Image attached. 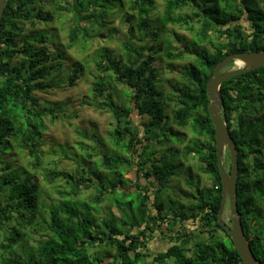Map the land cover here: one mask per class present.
Listing matches in <instances>:
<instances>
[{
  "label": "trees",
  "instance_id": "1",
  "mask_svg": "<svg viewBox=\"0 0 264 264\" xmlns=\"http://www.w3.org/2000/svg\"><path fill=\"white\" fill-rule=\"evenodd\" d=\"M63 1L60 8L76 22L72 45L80 37L91 40L95 30L88 25L104 28L102 20L113 11L109 0ZM159 1L164 11L152 26L149 19ZM54 5L50 0H6L0 20V264H243L218 221L222 181L207 85L226 56L264 51V0H130L132 15L123 17V60L106 50L97 53L98 76L91 100H84L115 121L111 151L96 141L93 152L76 160L74 171L45 169L41 160L47 119L55 122L64 110L42 105L36 93L61 86L56 81L64 70V54L53 53L45 35H23L25 23L50 22L53 16L46 8ZM169 26L194 33L193 44L173 46ZM161 56L170 61L195 57L168 99L158 89L162 80L154 66ZM84 73L85 65L73 64L67 86L77 87ZM220 94L222 117L238 150V211L254 256L264 264V67L225 81ZM166 101L173 107L174 126L191 129V139L169 125ZM172 143L183 146V158H195L211 181L210 187L198 182L195 192L186 195L193 199L190 206L170 200L173 216L160 199L173 168L180 167L179 150L168 148ZM16 150L32 159L31 167L41 171L51 194L42 190L37 175L10 160ZM131 172L136 181L126 178ZM154 184L159 185L155 210ZM187 184L192 183L187 179ZM89 191L94 194L85 199ZM104 206L108 210L101 212ZM189 220L195 227L190 230ZM169 232L175 234L166 236L169 245L151 253L149 242Z\"/></svg>",
  "mask_w": 264,
  "mask_h": 264
},
{
  "label": "rangeland",
  "instance_id": "2",
  "mask_svg": "<svg viewBox=\"0 0 264 264\" xmlns=\"http://www.w3.org/2000/svg\"><path fill=\"white\" fill-rule=\"evenodd\" d=\"M110 7L113 11L105 15V18L102 20L103 27L99 28L98 25H88L94 28L95 33H90L92 36L91 40L85 41L83 37H80L76 44L71 43L70 32L73 29L76 22L73 20V15L68 13L65 10H62L60 7L65 6V1L63 0H50L54 2V6H48V10L53 18L50 22L37 21L36 26H31L30 23H25L23 26L24 33L23 35L30 34L31 32H36L39 35L47 36L48 45L53 53L62 52L63 58L60 60L64 63V70L62 74L57 76L56 83H61L60 87H54L52 90H48L43 93H36V96L41 101L42 105L48 104L47 107H53L57 110L63 109L64 113H58L60 119L55 122H51L50 119H47L46 131L44 133L45 146L42 148L43 157H42V166L45 169L53 170L54 168L58 170H68L74 171L77 168L78 163L76 160L80 159V155H85L87 152H93V148L97 146V142H100L105 146L103 151H111V138L109 133L113 130L115 126V121L107 113H101L95 110L89 104H85L84 100L90 101V93L93 88L97 74L96 66L94 60L97 57V53L101 50H106L111 52L113 58L118 60H123V43L126 40L127 34V25L123 20L125 15H132V12L129 9L130 0H109ZM113 1V2H111ZM164 11V1H159L157 8L151 14L149 19L150 24L153 26L155 22H158ZM186 13L190 15L192 12L188 9H185ZM244 22V21H243ZM245 23V22H244ZM195 24V23H194ZM246 26V25H245ZM197 30L199 29L198 24H195ZM172 30V31H171ZM168 31L173 33V37L169 41L173 46H178L184 48L187 45H191L194 42V33H190L183 28L178 26H169ZM214 37V36H212ZM138 40V39H137ZM147 42L152 43V39L147 38ZM264 43V38H263ZM193 56L185 60L170 61L163 56L156 58L154 66L160 69L161 85L158 86L159 90H162L168 99L172 93V86H175L179 83H182L181 71L189 62L194 61ZM126 61V60H125ZM83 64L85 65V73L80 78L78 86L75 88H70L67 86L66 75L71 73L73 64ZM244 64L240 61H236L235 64L223 71H230L238 68H243ZM119 95L124 99L122 94V88L119 87ZM166 99V100H167ZM167 103V115L168 122L175 131L188 134L189 139L192 138L191 129L181 130L174 126L172 122L173 116V107L171 102L166 101ZM133 117L137 124H140L139 117L133 113ZM140 134H142L140 131ZM88 134L90 139L84 137L83 134ZM94 136V138L92 137ZM175 148L179 150V165L180 167L173 168L175 173L169 180L166 189L161 196L165 210L171 215H175V208L169 203L170 200L180 204H185L190 206L193 203V199L186 197L187 194H192L195 192V187L199 182L200 187H210L211 181L205 175L202 174L199 170V164L197 160L193 157L188 159L183 158V146H179L176 143H172L168 148ZM83 148V149H82ZM66 152V155H63ZM99 153L98 151L96 152ZM170 156L171 153H168ZM70 158V159H68ZM101 158L100 154L96 157V161ZM15 162L19 167L26 168L27 171L37 175L41 180V188L43 191H47L46 195L52 193V188L47 185L42 180V173L38 169H34L31 165L32 159L28 156L26 152L15 151L13 156L10 159ZM87 160V159H85ZM95 160V159H94ZM88 162V161H87ZM223 166H225L226 171H229L231 164L230 153L225 149L223 158ZM109 177H111L108 173ZM126 178L136 181L135 172H131L126 176ZM187 179L192 183L190 186L187 184ZM143 185L148 187L147 181L141 180ZM62 185V183H59ZM158 184H154L150 190L151 197V209L155 210L154 203L156 202V190ZM94 192L89 191L85 193L84 198L93 196ZM228 202V200H227ZM101 212L108 210L107 206L102 207ZM115 210L113 209V212ZM175 213V214H173ZM223 219L227 226L231 227L232 225V215L230 213V207L226 203ZM168 222V221H165ZM186 222V221H185ZM167 224V223H165ZM194 222L189 220L186 223V228H195ZM180 228V227H178ZM175 236L174 233H167L165 235L157 233V239L149 242L148 249L151 253L165 249L170 240L166 236ZM155 237V235H154Z\"/></svg>",
  "mask_w": 264,
  "mask_h": 264
},
{
  "label": "water",
  "instance_id": "3",
  "mask_svg": "<svg viewBox=\"0 0 264 264\" xmlns=\"http://www.w3.org/2000/svg\"><path fill=\"white\" fill-rule=\"evenodd\" d=\"M6 0H0V20L5 9ZM240 61L244 64L243 68L230 71H223L230 62ZM264 67V51L260 52H237L226 56L214 68L207 85L209 97L208 111L215 127L217 165L222 181V200L218 212L219 224L227 231L231 237L234 246L240 255L243 264H259L251 249L241 220V214L238 211L237 201V175L239 172L238 150L230 134L226 122L222 117L223 99L220 94L221 85L234 77L246 74L250 71ZM227 149L230 153L231 171L228 173L222 163V158ZM229 201L230 213L232 215V225L227 226L223 221L225 206Z\"/></svg>",
  "mask_w": 264,
  "mask_h": 264
}]
</instances>
